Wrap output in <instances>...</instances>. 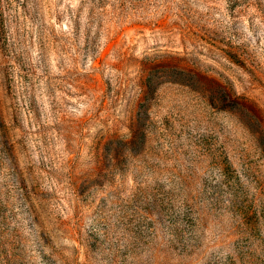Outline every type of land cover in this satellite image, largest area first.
Here are the masks:
<instances>
[{
    "label": "rangeland",
    "instance_id": "374dc122",
    "mask_svg": "<svg viewBox=\"0 0 264 264\" xmlns=\"http://www.w3.org/2000/svg\"><path fill=\"white\" fill-rule=\"evenodd\" d=\"M0 264H264V0H0Z\"/></svg>",
    "mask_w": 264,
    "mask_h": 264
}]
</instances>
